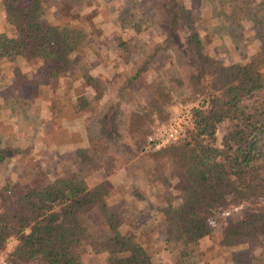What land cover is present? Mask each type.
<instances>
[{
	"label": "trees",
	"instance_id": "1",
	"mask_svg": "<svg viewBox=\"0 0 264 264\" xmlns=\"http://www.w3.org/2000/svg\"><path fill=\"white\" fill-rule=\"evenodd\" d=\"M43 1L0 0L9 24L0 30V60H14L19 77V61H40L63 82L67 93L46 98L47 130L56 126L72 137V113H91L82 141L72 139V147L33 159L28 143L13 145L16 137L10 136V149L0 145V251L6 264H85L88 249L105 252L107 264H151L156 248L142 239L138 225L148 217L166 247L192 254L212 234L216 210L241 204L217 244L230 264H264V49L225 60L208 45L185 0L131 1L144 4L147 17L143 9L122 8L125 23L113 37L110 70L96 73L86 55L97 32L68 19L72 0L54 3L53 19L43 13ZM216 1L224 19L259 20L253 0ZM152 26L159 38L152 30L149 39L139 37ZM107 94L106 106L101 102ZM186 103H192L191 124L183 133L158 147L148 141L169 121L171 105ZM101 116L98 131L92 119ZM21 164L24 181L13 182L11 172ZM120 168L134 182L167 190L163 204L142 209L130 229L123 228V202L109 201L117 194L108 176ZM95 174L103 178L92 182ZM131 186L129 194L145 197ZM10 238L16 242L7 249ZM242 242L247 246L236 248Z\"/></svg>",
	"mask_w": 264,
	"mask_h": 264
},
{
	"label": "rangeland",
	"instance_id": "2",
	"mask_svg": "<svg viewBox=\"0 0 264 264\" xmlns=\"http://www.w3.org/2000/svg\"><path fill=\"white\" fill-rule=\"evenodd\" d=\"M63 1L44 0L43 13L46 17L53 19L52 12H57L54 3L60 4ZM131 1L140 3V0H72L73 7L69 16H67L68 19L73 23L84 24L88 29L97 32V37L91 40L90 48L87 49L89 53L86 55V59L88 61L91 60L93 71L96 73H106L110 70L111 51L114 48L113 37L122 32V26L125 23L123 19L125 13L122 8L127 6L133 8V10L143 9L141 6L144 4L142 3L141 5L134 3L131 7ZM253 1L250 7L252 11L257 10L258 21L248 20L249 18L247 21L243 19H224L222 17V9L217 6L216 0H185L186 5L198 15V26L203 29L208 45L218 53L219 57L225 60H237L247 56L259 55L264 49V0ZM146 13L143 9L141 12L143 14L142 18L145 19L147 17ZM120 16L122 17L120 18ZM125 19L127 20L126 17ZM8 25L5 11L0 6V30H5ZM126 29V31L134 30L129 26H126ZM151 30L155 33V38H159L158 29L155 26L144 29L142 32H137V34L140 38L149 39L150 34L148 32ZM94 49H99L98 51L95 50L96 54ZM5 59L0 61L1 65H5H0V69H2L3 74H8V72L10 73L11 59L7 58L9 61ZM21 65L23 69H28L27 75L23 73L21 77L16 76V79L11 83L12 85L8 77L6 82L0 83V140L3 142L0 144L2 145L1 147L10 149V136L13 139L16 137L13 145L18 146V144L23 142L28 143L29 154L27 157L34 159L49 152L53 153L56 149L60 150L65 145L66 147H72L73 142H70L73 141L72 139L82 141L84 137L83 126L91 110L85 108L72 113L73 118L68 125L72 137L64 135L56 126L47 130L49 118V114L45 116L48 113V111L46 113L47 107H45V112H43V105H48L46 98L49 99L51 95L60 96L63 93H67V88L61 80L49 76L48 67L40 61L33 60L31 63H21ZM34 88L38 92L32 93ZM143 96L145 97L146 94ZM111 97V95L107 94L101 103L107 106ZM253 98L254 95H250L246 101H252ZM29 100L30 103L27 105L26 102ZM124 105L125 102H121L122 108ZM191 107L192 103L171 105L169 121L162 123L152 136L157 137L159 135L158 130L163 125L166 126L170 123L179 126L177 136L182 134L184 129L191 124ZM64 108L73 110V107L69 105H65ZM10 115L15 117L14 124L11 123ZM101 119L102 116L92 119V126L95 130L100 131L102 128ZM224 130L225 123H220L216 131L219 138H221ZM147 146L149 147L151 144L149 143ZM102 178L101 174H95L91 180L95 182ZM108 178L115 184L117 194V196H111L109 201L118 203L120 198L124 204V229H130L128 226L129 221L133 220L135 215H139L142 209H147L149 206L154 208L164 202L163 198L167 190L161 186L150 185L146 182L145 184L140 181L134 182L127 178L123 168H120ZM11 180L17 183L24 181L22 164L11 172ZM131 184L137 185L140 191H144L145 197L143 199L129 194L132 187ZM241 207L242 204L228 209L216 210L215 214L217 217L213 219L212 234L201 238L192 254H186L180 250L172 251L173 248L166 247L162 240L152 233L153 229H151V226L154 223V219L153 217H148L143 223L138 225L142 239L156 248L151 264H174V261L180 258L190 260V264H230L217 242L221 236L223 225ZM151 211L156 213L154 209ZM15 242V238H10L7 242V249H10ZM246 246L247 244L242 242L237 244L236 248ZM0 259H5V250L0 251ZM84 262L85 264H107L106 253L88 249L84 253Z\"/></svg>",
	"mask_w": 264,
	"mask_h": 264
},
{
	"label": "built area",
	"instance_id": "3",
	"mask_svg": "<svg viewBox=\"0 0 264 264\" xmlns=\"http://www.w3.org/2000/svg\"><path fill=\"white\" fill-rule=\"evenodd\" d=\"M179 130V126L170 123L169 125H163L161 129H159V135L157 137L149 136V140H157L156 146H159L162 143H165L166 141L175 138L177 136ZM0 264H6L5 259H0Z\"/></svg>",
	"mask_w": 264,
	"mask_h": 264
},
{
	"label": "crops",
	"instance_id": "4",
	"mask_svg": "<svg viewBox=\"0 0 264 264\" xmlns=\"http://www.w3.org/2000/svg\"><path fill=\"white\" fill-rule=\"evenodd\" d=\"M5 59V58H4ZM3 60V59H2ZM5 60H7V61H9L7 58L5 59ZM1 61V60H0ZM21 63H23L22 61H19V64H20V70H21V72H22V74L23 73H25L26 75H27V72H28V69H23V67H22V65H21ZM4 64H5V62H4ZM16 64V62L15 61H11L10 60V73L8 72V74H3V72H2V69H0V83H3V82H6L7 80V77H8V79H10V84L16 79V75H15V73H14V70H13V67H14V65ZM1 65V64H0ZM1 66H5V65H1ZM1 66H0V68H1ZM9 71V70H8ZM21 74V75H22ZM12 85V84H11ZM34 89H36V88H34ZM38 91V90H37ZM48 106V105H47ZM46 105H43V107H44V111L43 112H45V107H47ZM47 108H46V113H47ZM45 114V113H44ZM49 114V111H48V113L45 115V116H47ZM50 115V114H49ZM10 120H11V123H15V117H14V115H10Z\"/></svg>",
	"mask_w": 264,
	"mask_h": 264
}]
</instances>
